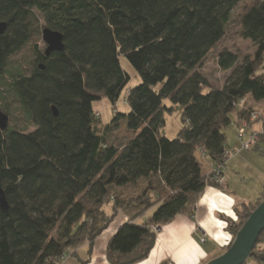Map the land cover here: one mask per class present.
<instances>
[{
  "label": "trees",
  "instance_id": "trees-1",
  "mask_svg": "<svg viewBox=\"0 0 264 264\" xmlns=\"http://www.w3.org/2000/svg\"><path fill=\"white\" fill-rule=\"evenodd\" d=\"M238 6L239 37L255 52L240 62L237 52H218V68L232 71L217 88L200 66ZM1 21L0 80L13 54L42 40V28L60 32L64 46L45 55L35 43L27 73L15 69L0 89V111L8 116L0 129L8 204L0 209V264H60L62 254L82 244L86 257H77L78 264H88L94 240L119 211L127 221L107 242L108 263L145 259L153 227L192 216L205 188L217 187L205 171L237 149L228 148L223 133L232 114L241 119L236 131L243 122L264 128V114L252 121L256 111L240 107L247 94L264 100V0H0ZM121 58L140 83L124 98L128 113L114 109L101 124L93 103L106 98L114 107L130 80ZM176 107L181 127L169 139L164 114ZM121 128L125 141L116 136ZM131 185L136 195L122 197ZM263 199L264 188L257 200L235 208V219L220 216L231 236L222 251ZM244 264H264V229Z\"/></svg>",
  "mask_w": 264,
  "mask_h": 264
},
{
  "label": "rangeland",
  "instance_id": "rangeland-1",
  "mask_svg": "<svg viewBox=\"0 0 264 264\" xmlns=\"http://www.w3.org/2000/svg\"><path fill=\"white\" fill-rule=\"evenodd\" d=\"M254 1L255 0H242V3L247 2L249 4H252ZM239 10H240V7L238 6L233 12L232 19L228 25V29H227V32L224 38L219 42V44H217L216 48L207 56V58L202 62L200 66V69L203 75L208 80V82L217 88H219V86L222 85L223 80L225 82V79L227 78V77L225 78V75H226L225 72H222L217 66L216 56L218 52H220L223 49L235 51L238 53L240 57L239 62L242 60L244 55L251 58L253 57V54H254L255 46L251 42L242 40L239 37V34H238L239 32L238 11ZM40 24L41 25L43 24L41 20H39V25ZM39 37L41 39V34ZM35 43H37V46L39 48H41L42 50L44 49L45 44L43 43V41L38 40V38L35 37L31 41L30 44L23 47L19 52H17L16 54H13L10 57L9 64L7 66V72L4 73L3 77L0 80V89H4V87L2 86L3 83H7L10 80V72H13L15 69H17L21 73H27L28 71L27 69L30 67L29 63L33 57L32 47ZM120 64L122 68L130 76V80L127 83L126 87L121 92L120 97L118 101L115 103L114 107H113V104L106 98H102L93 103V110L99 113L101 124H107L111 121L114 115V111H113L114 109L118 113H122V114L128 113L129 107L126 104V102H124V98L126 97L128 89L134 86H137L140 83L139 76L136 74V72L130 66V64L127 62L126 59L121 58ZM163 105L169 106L170 105L169 100L168 99L163 100ZM261 105H263L262 108H264V101ZM254 107L255 109H259V105L256 104L255 102H254ZM180 111H181L180 108L176 107L174 108V110H172L171 113L166 112L164 114V126H163L162 131L165 134V136L168 137L169 139L175 138L181 127ZM254 114H256V118L258 119L259 114H262V113L256 112ZM232 117H234V115ZM254 120L256 119H253L252 121ZM234 121H235V118H234ZM249 125L251 126L252 124H249ZM117 128H119V126ZM29 130H32V128H30ZM121 130L122 128L117 130L118 132L116 133L117 134L116 136H118V139H121L120 141H125L122 138ZM260 130H262V134L264 135V128L262 126L260 127ZM237 131H236V135L233 136L232 135V125H229L227 128L223 130V133L225 137L227 138V142L230 145L228 146V148H231V149L239 148L237 151H234V152L233 150H231L232 152H231V156L229 157V159H228L229 154L227 157L224 158V162L228 160L225 168L223 169L224 180L222 182L215 183L216 182L215 180L209 179L208 173H210L212 168H210L209 171H205V174L207 176V179H209L208 181L213 182L214 184L217 185L218 188H221V189L225 187V183L227 180L229 182L228 189L231 190L233 188V190L235 191V194L240 199L239 202H242L241 199L245 200L243 201L244 203L254 202L255 200H257V198L260 195V192L264 188V177H262L254 167L247 168V166H243V165L247 164V162L250 161L254 166H256L257 168L261 169L264 172V154L260 153V151L257 149L255 150V148H257L258 146L256 145L257 143L253 146V148L249 150L240 149L241 141L237 137ZM243 139H245V137H243ZM257 141L258 142L261 141V136H259ZM247 152L250 153L249 155H255L258 162H255L251 160L250 158H248ZM244 156H247V158H243ZM258 158H260V160ZM243 160H245L246 162L241 165L243 166V169H240L241 166H239L238 163ZM121 192H122V197H125V198L130 195L135 196L137 192V188L135 185H131V186H127L121 189ZM152 211L153 210L147 211L139 219V222L144 221L149 215H151ZM192 211H194V208L192 209ZM121 213L125 216L123 212ZM154 228L155 227H153V229ZM158 230L159 228L156 229V233L158 232ZM228 237H229L228 239V242H229L231 236L228 234ZM94 243H95V240H94ZM94 243H93V247H94ZM212 246L213 245L212 243H210V241L206 245V247L208 248H211ZM92 251H93V248H92ZM77 252L79 256H81V258L86 257L85 250L83 251L80 250ZM100 260L101 262H104V264H109L105 257V251H104V256L102 258L101 257L99 258V261ZM64 261L66 264H78L77 255H70V256L67 255L66 258L62 261V264H65ZM90 261H91V258H90ZM167 264H171V263H167Z\"/></svg>",
  "mask_w": 264,
  "mask_h": 264
},
{
  "label": "crops",
  "instance_id": "crops-1",
  "mask_svg": "<svg viewBox=\"0 0 264 264\" xmlns=\"http://www.w3.org/2000/svg\"><path fill=\"white\" fill-rule=\"evenodd\" d=\"M245 56L246 55H244V57ZM231 71L232 69L222 71L226 74L225 78L229 76ZM223 84L224 80L219 88H221ZM263 101L264 100L255 102L252 100L251 96L247 94L243 98L240 107L250 108L264 114V108H262L263 105H261ZM254 102L259 105V109H255ZM233 115L234 117H232ZM232 116L230 125H232V135L235 136L237 126L241 124V119L238 118L235 112ZM251 126L255 130L261 127L260 123L255 122L252 123ZM226 144L230 146L227 142V138ZM256 149L264 154L263 140L259 142L255 150ZM247 154L248 158L258 162L255 155H249V152H247ZM243 158H247V156ZM258 159L260 160V158ZM245 162V160L240 161L238 165L241 166ZM243 166H247V168L254 167L258 173L264 177V172L254 166L250 161ZM243 166H241L240 169H243ZM211 167L212 166L206 171H209ZM228 188L229 182L227 180L225 187L222 189L218 187H206L194 207L193 215H177L171 221L161 226L156 233L155 243L148 256L135 264H205L208 260L221 254L229 237L225 228L226 222L220 216L232 220L235 219V208L245 201L241 199L242 202H239L240 199L235 194L233 188L231 190ZM126 221L127 218L121 212H118L108 228L95 239L89 264H104L101 260L99 261V258L104 256L109 238L116 229ZM209 241L213 245L211 248L206 247ZM80 250H85L86 252V244H82L76 248H69L68 255L70 256L72 252H75L78 258L83 259L77 252ZM60 264H62V262Z\"/></svg>",
  "mask_w": 264,
  "mask_h": 264
},
{
  "label": "water",
  "instance_id": "water-1",
  "mask_svg": "<svg viewBox=\"0 0 264 264\" xmlns=\"http://www.w3.org/2000/svg\"><path fill=\"white\" fill-rule=\"evenodd\" d=\"M6 29V23L0 22V34ZM41 39L45 44L44 53L49 55L53 51L63 49V35L48 27L41 29ZM42 69L43 67L40 66ZM8 116L0 111V129L7 127ZM0 209H8L4 191L0 183ZM264 229V199L254 208L247 219L236 232L230 246L218 256L208 260L205 264H244L250 257L259 234Z\"/></svg>",
  "mask_w": 264,
  "mask_h": 264
},
{
  "label": "built area",
  "instance_id": "built-area-1",
  "mask_svg": "<svg viewBox=\"0 0 264 264\" xmlns=\"http://www.w3.org/2000/svg\"><path fill=\"white\" fill-rule=\"evenodd\" d=\"M256 119V114H253L251 116V120ZM260 134H262V130H255L253 128L250 127L249 123L243 122L242 127L239 129L238 131V138L241 139V148L240 149H251L253 148V146L258 142V138L260 136ZM245 135V139L242 140L243 136ZM239 148L234 149V151H237ZM231 152L232 151H228L226 150L224 153V158L228 156H231ZM224 168V162L220 163L219 165H217L216 168H212V170L210 171V173H208V178L211 180H215L217 183L218 182H222L224 180V176L221 173V170ZM155 230L157 228H154ZM68 254H62L61 258H60V262H62L66 256Z\"/></svg>",
  "mask_w": 264,
  "mask_h": 264
}]
</instances>
